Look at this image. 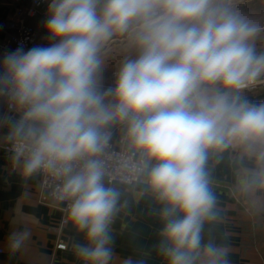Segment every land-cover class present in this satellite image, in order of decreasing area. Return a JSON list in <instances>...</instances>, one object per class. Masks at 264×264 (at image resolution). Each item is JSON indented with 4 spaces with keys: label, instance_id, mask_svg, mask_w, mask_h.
I'll list each match as a JSON object with an SVG mask.
<instances>
[{
    "label": "clouds",
    "instance_id": "9594fccd",
    "mask_svg": "<svg viewBox=\"0 0 264 264\" xmlns=\"http://www.w3.org/2000/svg\"><path fill=\"white\" fill-rule=\"evenodd\" d=\"M44 29L48 46L0 59V139L24 177L43 172L58 181L52 196L68 203V220L87 241L78 258H113L121 194L105 183L106 157L120 125L139 156L132 170L164 205L167 264H230L227 246L203 242L205 223L217 219L207 163L210 153L240 148L260 165L246 183L264 187V102L245 96L264 83V25L232 0H50ZM115 38L136 54L105 87V51ZM29 238L13 232L10 250Z\"/></svg>",
    "mask_w": 264,
    "mask_h": 264
},
{
    "label": "crops",
    "instance_id": "0c3cea01",
    "mask_svg": "<svg viewBox=\"0 0 264 264\" xmlns=\"http://www.w3.org/2000/svg\"><path fill=\"white\" fill-rule=\"evenodd\" d=\"M29 3L30 0H0V59L5 39L3 21L16 7ZM46 19L38 16L31 19V24L47 34ZM257 45L264 51V37L258 38ZM119 49L128 53L127 58L136 54L129 41L110 46L105 51L104 73L109 74H104V79L115 80L120 62L126 59L115 58ZM245 96L254 103L264 102V88L246 90ZM112 133L114 143L126 137L125 128L120 125L115 126ZM0 143L6 142L0 139ZM259 170L256 158L249 157L240 148L209 155L207 171L216 197L217 219L205 223L202 237L204 243L211 240L227 246L230 264H264V187L246 183ZM41 179L40 173L24 177L13 165L11 153L0 150V249L3 250L0 264H83L76 249L87 244L84 233L78 232L69 220L59 229L66 215L60 204L41 203ZM108 186L121 194L119 210L110 225L113 250L110 264H124L129 258L133 264H167L160 252L164 205L158 202L147 183ZM66 217L68 219V214ZM23 230L30 232V238L18 251H11L10 234ZM60 240L67 243L66 250L56 248Z\"/></svg>",
    "mask_w": 264,
    "mask_h": 264
},
{
    "label": "built area",
    "instance_id": "2783aa9c",
    "mask_svg": "<svg viewBox=\"0 0 264 264\" xmlns=\"http://www.w3.org/2000/svg\"><path fill=\"white\" fill-rule=\"evenodd\" d=\"M50 0H30L26 6L16 7L13 12L3 21L1 28L5 33V39L2 44L1 53L4 56L8 51H15L18 47H23L25 51L33 46H48L52 41L49 40L47 34L39 32L32 24L31 19L35 17L47 18L48 5ZM264 88V83H260L249 90ZM0 150L11 153L7 143H0ZM131 157V159H128ZM107 166L109 175L105 181L107 184L121 183L125 185H133L145 183L144 175H138L132 170L131 165L137 163L139 156H133L127 145L126 137L120 142L111 141L108 150ZM41 174V195L40 200L43 204H60L62 210L67 216V202H58L52 196L54 185L58 183L47 173ZM110 182V183H109ZM62 219L59 229L68 223L67 217ZM56 248L58 250H66L67 243L60 240ZM3 250L0 249V253Z\"/></svg>",
    "mask_w": 264,
    "mask_h": 264
},
{
    "label": "rangeland",
    "instance_id": "374dc122",
    "mask_svg": "<svg viewBox=\"0 0 264 264\" xmlns=\"http://www.w3.org/2000/svg\"><path fill=\"white\" fill-rule=\"evenodd\" d=\"M233 7L239 11L242 15H244L246 18L264 25V0H232ZM260 37H264V33H261ZM124 41H128L125 38H115L106 48H110V46H113L114 43H122ZM259 45H257V48ZM262 50V48L260 47ZM135 51V50H133ZM119 53V54H118ZM115 58L122 59L125 57H128V53L125 54L124 50H117L115 52ZM124 60H122L120 63H123ZM105 75L109 74L108 72L104 73ZM114 83V80H111L109 78L104 79L105 87L110 86Z\"/></svg>",
    "mask_w": 264,
    "mask_h": 264
}]
</instances>
